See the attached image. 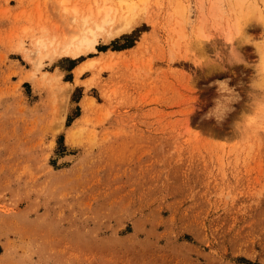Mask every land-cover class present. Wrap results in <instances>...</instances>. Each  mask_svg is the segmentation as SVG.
I'll use <instances>...</instances> for the list:
<instances>
[{
  "label": "rangeland",
  "instance_id": "374dc122",
  "mask_svg": "<svg viewBox=\"0 0 264 264\" xmlns=\"http://www.w3.org/2000/svg\"><path fill=\"white\" fill-rule=\"evenodd\" d=\"M60 1L0 0V264H264L262 23L230 43L229 0H126L129 33L51 58L102 3Z\"/></svg>",
  "mask_w": 264,
  "mask_h": 264
},
{
  "label": "bare ground",
  "instance_id": "6f19581e",
  "mask_svg": "<svg viewBox=\"0 0 264 264\" xmlns=\"http://www.w3.org/2000/svg\"><path fill=\"white\" fill-rule=\"evenodd\" d=\"M61 0L60 2H63ZM111 0H102V3L96 8L95 11L90 9L88 13H84L80 18L79 24L76 26L77 33L74 37L69 40L65 38L61 41H57V44L52 50L45 49L47 51L46 55L51 58H58L69 56L72 58H77L82 54L96 49V43L98 38L104 37L105 39L116 38L122 34L129 33L135 26L137 22L136 8L137 5L134 2H128L126 0H118L117 5L110 4ZM144 1V0H143ZM229 21H226L225 38L230 43L236 37L237 40L247 43L250 42V36L247 34V25H250L251 18H256L261 22L264 34V8L261 9L257 4L249 2L247 0H229ZM264 6V0H263ZM64 12H70L74 20L78 19V9L73 7L71 11L65 6L62 7ZM177 12L182 16L183 21L188 20L187 10L184 7L177 6ZM218 10V9H217ZM218 11H221L218 10ZM217 12V11H214ZM219 13V12H218ZM226 14V13H225ZM214 15H217L214 13ZM224 14H222L223 16ZM221 16V17H222ZM227 16V14H226ZM224 17V16H223ZM219 18V17H218ZM218 20H222L221 18ZM257 20V21H258ZM248 21L250 24H248ZM77 22V20H76ZM220 22V21H219ZM222 22V21H221ZM253 22V21H252ZM202 28V27H201ZM198 28L197 37L203 36L202 29ZM249 33V32H248ZM250 37V38H249ZM55 39H50L49 44L53 46ZM196 47L203 51L204 42L198 38L196 42ZM42 48H46V42L43 40H38L37 42V53L39 54ZM255 48L259 56V74L260 85H264V39L260 43H255ZM41 56L38 57V65L40 66ZM98 60L89 59L82 63L75 69L76 76L82 75L85 71L91 69Z\"/></svg>",
  "mask_w": 264,
  "mask_h": 264
},
{
  "label": "clouds",
  "instance_id": "9594fccd",
  "mask_svg": "<svg viewBox=\"0 0 264 264\" xmlns=\"http://www.w3.org/2000/svg\"><path fill=\"white\" fill-rule=\"evenodd\" d=\"M229 84L228 80L215 82L219 96L215 107L207 113V118H215L217 123H222L232 110V105L239 101V94Z\"/></svg>",
  "mask_w": 264,
  "mask_h": 264
}]
</instances>
